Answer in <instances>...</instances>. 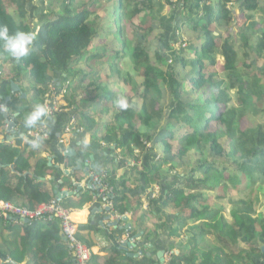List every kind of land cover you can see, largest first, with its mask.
Segmentation results:
<instances>
[{
	"label": "trees",
	"instance_id": "16d2710c",
	"mask_svg": "<svg viewBox=\"0 0 264 264\" xmlns=\"http://www.w3.org/2000/svg\"><path fill=\"white\" fill-rule=\"evenodd\" d=\"M38 1L41 5L36 4ZM55 1L9 0L8 5L0 0V27L7 26L10 32L31 31L37 37L31 54L19 62L8 56L0 42V71L11 75L0 82L2 102L8 110L25 119L35 105H43L55 77L73 82L77 79L88 98L78 104L73 94L70 106L73 115L78 117L76 132L90 134L91 149L98 151L106 147L111 154L120 149L135 161L139 159L135 155L137 150L151 156L137 182L140 194L135 201L143 208L142 201L150 198L152 186H160L163 211L169 216L176 215L172 233L185 232L190 245L189 250L174 254L171 264H264L261 195L264 124L241 129V122L248 115L264 116V86L260 85L258 75L250 73V81L242 70V67L251 68L246 61L250 54L264 63V0H180L182 13L175 30L180 31L182 37H188L185 48L182 45L176 48L168 37L172 15L169 12L175 6L174 0H115L117 4L110 7V18L106 19L107 28L114 30H105L103 18L89 19L94 14L89 10L78 12L77 0H61L64 14L57 15L52 9ZM232 4L238 6L246 23L236 35L230 34L224 39L222 31L230 30L233 24L238 27ZM166 6L170 11L166 12ZM149 16L150 21H160L159 29L147 24L148 19L144 22ZM37 18L41 24L34 26ZM216 29L222 31L216 33ZM101 39L106 42L94 54L90 49ZM109 50L110 56L107 55ZM217 55L224 58L228 87L223 80H215L212 74L205 73V62L214 66ZM103 57L107 60L102 66L109 70L106 80H101L100 71L93 70L94 80L85 85L91 71L79 73L77 67L92 59L101 61ZM127 62L131 71L121 67ZM24 75L30 76L31 81L21 83V96H9L12 82L22 81ZM186 83L189 89L185 88ZM27 85L32 86L31 89ZM232 89L237 90L236 105L232 104L229 93ZM8 96L10 101L6 102ZM118 96L126 97L127 109L115 106L113 101ZM108 102L113 103L112 107L103 110L102 104ZM93 107L100 111V121L89 114ZM111 110L115 112L112 118L106 116ZM7 121L0 112V133ZM172 140L180 141L177 152H173ZM148 144L152 145L150 149ZM159 145L162 158L157 161ZM46 147L51 151V146L46 144ZM25 151L0 142V201L14 203L16 197L22 203L15 204L35 210L53 201L65 186L76 188L71 177L62 172L59 176L63 183L46 180L55 173L49 159L34 151L37 159L32 162ZM190 153L197 159L193 166L175 164L178 159L184 162ZM226 154L230 165L228 161H218ZM178 169L182 173L174 175L172 184H168L169 176L162 173ZM222 172L228 173L227 178ZM65 178L71 180L66 183ZM74 179L81 181L77 173ZM241 179L258 192L249 201L232 200V219H229L222 204L209 203V191L224 184L227 192V183L237 188L242 184ZM106 183L113 189L115 210L126 216L130 210L126 203L131 200L118 194L114 175L107 173ZM96 193L97 190L89 188L77 200L67 196L63 206L82 210ZM166 225L165 221L156 227L159 234ZM92 228L86 226L83 230L89 232ZM37 230L32 237L33 245L28 248L35 249L49 264H74L73 260L68 261L69 251L58 220L45 230ZM136 232L129 231L130 237ZM78 238L84 243V236ZM110 253L103 258L104 264H155L147 254L140 259L130 258L119 246H111ZM100 259L92 255L90 264H100Z\"/></svg>",
	"mask_w": 264,
	"mask_h": 264
},
{
	"label": "crops",
	"instance_id": "0c3cea01",
	"mask_svg": "<svg viewBox=\"0 0 264 264\" xmlns=\"http://www.w3.org/2000/svg\"><path fill=\"white\" fill-rule=\"evenodd\" d=\"M2 73L3 78L11 76L7 71ZM65 76L66 75L63 77ZM3 78L0 79V82ZM58 79L61 78L55 77L54 81L57 82ZM63 80L69 82L72 86V80ZM15 83L20 86L21 83H23V80L21 81V79H18L15 81ZM31 87L32 86H30L29 89H31ZM80 87V85L77 88H75V86L72 88L70 87L71 95L75 94L76 89H80ZM9 93V96H21V94H19L20 92L12 93V85L11 91ZM0 95L4 97L1 93ZM9 96L8 98H10ZM70 97L65 99V109L62 113L50 120L45 117L43 118L42 123L32 127L36 128L41 124L48 123L51 133V141L48 140L40 144L39 147H30L27 144L25 135L26 132L31 128L24 127V122L21 123L24 121V117L20 118L19 113H11L9 111V118H14V122L16 124L15 134L11 135L8 133L5 126L0 133V142L6 143L15 148L26 149V155L30 156L32 162L37 159V157L34 155V151H36V155L47 157L49 159V165L54 167L55 173L52 176H48L46 180L55 182L57 184H61V181L63 183L62 178L60 179L61 175L59 176L60 172L64 173L66 170L75 168L77 166L78 159L80 158L84 159L85 164L89 163L90 166H95L92 174L105 172L108 173V175H114L116 182L115 187L118 191V194L131 200V202L126 203V206L130 208L126 215L128 217V221H121L119 226L123 227L129 224L132 227V231H137L136 233L141 236L140 244H144V255L149 253L151 260L155 264L160 263V260L157 257V253L159 252L165 253L164 264H171L174 254H179L183 249H190L188 237L185 232H181L179 234L172 233L171 231V225L176 215L171 214L169 216L163 211L164 209L162 208L161 202L162 199L160 198L161 194H159L158 197L154 196V185L149 191L151 192L150 198H144L142 201L143 208L140 209L135 201L140 194L136 188L137 182L139 180L140 174L144 171V166L147 162V159L149 160L151 156L149 157V155L146 156V154L142 153L141 157L135 161L120 149L118 151L115 150L113 154H111L106 147H102L98 151H94L89 146L91 141L90 134H77L76 131L72 134L71 138L68 139L67 143L65 140L64 146L60 145L59 140L64 137V127L67 123V120L71 115H73L70 106ZM17 119L19 120L17 121ZM46 144L51 146V151L46 150ZM68 148L75 151L76 155L72 156L71 158L64 157V152ZM77 175L81 177V181H75L77 183H84L86 178L84 177L83 171L77 172ZM162 176H169L166 182L168 184H172L174 175L162 173ZM73 177H75V174ZM71 179L73 178L71 177ZM72 183L74 182L72 181ZM82 185L84 186V184ZM75 190L76 188L72 189L70 186H65L60 192H72ZM86 190H88V188H85L83 191L85 192ZM82 195L81 192H79L72 197L74 200H77ZM13 199L15 200L14 203H22L21 201L19 202L16 197ZM104 208V203H98V201H94L93 199V201L87 204L82 210L70 209L73 212L74 221L78 223L79 230H82L80 235L84 236V244L88 247L91 245L93 255H97L101 258L100 264L104 262L103 258L106 259V257L111 254V246L118 247L120 245L118 237H120L122 233L119 229H115L113 227L110 228L108 226L103 228L100 225V223L105 221L106 217L109 215V213H105V211H103ZM165 221L167 222L166 228L162 230L161 234H159L160 232L158 233L156 227L161 226ZM104 223L108 225L110 222L105 221ZM50 226L51 223L46 222H38L35 225H21L15 223L10 217L7 219H0V264H49L48 260L42 257L41 254H39L35 249H30L28 247L33 245L32 237L37 233V229L45 230ZM86 226H92L93 228L91 231L87 232L83 230V228ZM125 234L126 233H124V235ZM139 247L140 246H138L137 249H139ZM135 251L137 250H131L128 252L125 251L126 256L130 258H136L134 256H129L130 254H134ZM72 260L73 259L69 254L68 261Z\"/></svg>",
	"mask_w": 264,
	"mask_h": 264
},
{
	"label": "rangeland",
	"instance_id": "374dc122",
	"mask_svg": "<svg viewBox=\"0 0 264 264\" xmlns=\"http://www.w3.org/2000/svg\"><path fill=\"white\" fill-rule=\"evenodd\" d=\"M6 4L9 3V0H5ZM60 2L61 0H56L55 1V4L52 7L48 8V10L51 8L55 11V13L57 15H63V8L62 6L60 5ZM77 3H80V4H77L76 5V9L78 12H81L83 10H89L91 13H94L93 15H90L89 16V19H94L95 17H100V18H103V21L107 18H110L109 17V14H110V7H114L117 3L112 0H77ZM174 3V7L172 6V10L171 13L172 15L169 17V25H168V29H167V32H168V37H169V40H171L172 42H174V46L176 48H179L181 45L183 48H185L187 46V43H186V40L188 37L184 36L182 37L180 34V31H176L175 30V23L179 20V18L181 17V13H182V8H181V4H180V0H174L173 1ZM36 4H40L41 5V2L38 1L36 2ZM9 5V4H8ZM209 5V4H207ZM231 8H234L236 10V22L238 24V27L233 24L232 26L229 27L230 30H220V29H216V33L217 32H221L222 31V37L224 39H226L230 34L232 35H236V33L238 32V29L242 27V25L245 22V19L243 17L242 14H240V12H238V6L237 5H230ZM49 10V11H50ZM165 10L166 12L170 11V7L166 6L165 7ZM164 12V13H166ZM37 13H40V11H38ZM258 16H261L262 17V14H257V17ZM147 21V24H151L152 26H154L155 29H159L160 28V21H156V20H153V21H150V16L148 18H146L144 20V22ZM143 22V23H144ZM34 26H39L41 23L39 22V18H37V20H35L34 22ZM108 24L109 22H105L103 23L104 27H105V30H114L115 28H107L108 27ZM126 25H127V32L128 34L131 36V29L129 27V23L126 22ZM213 31L215 30V27L212 26L211 28ZM228 31H231V32H228ZM233 31V32H232ZM109 41V40H108ZM106 42V39H101V40H96L94 42V45L93 47L90 49L92 51H94L93 53L96 54V50L100 47H102L103 43ZM177 42V43H176ZM184 42V43H183ZM239 47H237L238 49ZM107 55H112V52L111 50H109L107 52ZM251 56L249 57L247 61V65H251V68H247V67H242V70H243V73L245 74V77H247V79H249L250 81L252 80V78H248L249 74L252 73V74H255V75H258V77L260 78V85L261 86H264V63H263V60L262 59H257L254 55L250 54ZM106 57V56H105ZM103 57L101 61H98L96 59H92L90 61H88L87 63L85 64H81L77 67L76 71L79 70V73H82V72H85L86 73V70H90V74L87 76V79L84 81V84H88L89 82H91L92 80H94V76H93V70H97V71H100V78L102 81H105L106 80V76H107V73H108V67L106 66H102V63L104 61L107 60V58ZM169 59V63H170V58H167ZM124 62V61H123ZM206 63V66H207V69L205 71V73H207V75H210L212 74L214 76V79L215 80H220V81H224L225 82V86H229L228 84V78H227V73L225 72L224 70V58L220 55H217V61L215 63L214 66H211L208 64V62H205ZM121 67L125 70H128V71H131L132 68L131 66L129 65V63H125V64H121ZM164 69H166L165 67H163ZM88 72V73H89ZM31 79H30V76H27V75H24L23 76V83L26 84L28 82H30ZM55 82V81H54ZM58 82H61V83H58ZM65 82V80L63 79H58L57 82H55L56 84H63ZM78 80L76 79L75 82L72 83V86L70 85V87L72 88L73 86H75V88L78 87ZM68 87L67 91H68V94L66 96V98H69L70 95H71V88H69V85L67 84L66 85ZM27 88H30V86L27 85ZM185 88L186 89H189V85L188 83L185 84ZM237 90L235 89H232L230 90V95H231V98H232V104L233 105H236L237 104V101H236V93ZM123 97V96H122ZM75 98H76V102L79 104L80 101H82L83 99H87L88 98V95L86 93L85 90H82V89H76V92H75ZM126 99V97H123ZM64 101H66L65 99L63 100V103ZM102 104V108L103 110H107V109H110V107H112L113 103L112 102H108L107 104ZM97 108V107H95ZM94 107L93 109L89 110V108H87L89 110V114L91 116H93V118L96 120V121H100L101 119V114L99 113L100 111L99 110H96ZM65 109V108H64ZM67 109V108H66ZM86 109V110H87ZM119 109V108H118ZM98 111V112H96ZM114 111H108L106 116L112 118L113 115H114ZM77 120H78V117H77ZM258 124H264V116H262L261 114H258L257 116H252V115H248L244 120H242L241 122V129L242 130H245V129H248V128H251V127H255L257 126ZM171 145L173 146V152H177L178 150V147L180 146V141H177V140H172L170 141ZM147 147L150 149L152 147L151 144H148ZM160 145L158 146V149L159 150H156L158 151V155L156 156V160H161L162 158V148L160 147ZM119 149H117L116 151H118ZM161 150V151H160ZM135 155L136 157L140 158L141 155H142V152L140 151H135ZM194 154L190 153L187 157H185L184 159V162H182L183 160L181 159H178L177 162H175V164H180L182 163L183 165L187 166V165H191L193 166L195 163H196V158L195 156H193ZM229 155L226 154V156H222L220 157L221 159H218V161H221L223 163H225L226 161H228L227 164H231V161H230V158L228 157ZM217 159V158H216ZM135 163V162H134ZM190 168V167H189ZM166 171V170H165ZM167 172V171H166ZM168 174H171V175H176V174H181L182 173V170L181 169H178V171H172L171 173L170 172H167ZM223 173V174H222ZM221 174L224 175L226 178L228 176V173H224L222 172ZM69 180H71L70 178H65V182L67 183ZM242 181V184L239 185L237 188H234L231 184V182L227 183L228 185V191L225 192L223 187H224V184H221L218 188L216 189H212L209 191V197H210V200H209V203H219V204H222L225 208V213H226V216L229 217V219H232V205H231V201H236V200H242V201H249L252 199L253 195L258 192V190L256 189V187L254 188V186H247V183L244 179H241ZM157 185V184H155ZM160 194H161V191H160ZM261 195H262V199H263V203H264V188L263 190H261ZM258 230L260 231V227L258 225ZM80 231V233H79ZM78 231V237L79 236H82L80 235L81 234V229ZM208 238V237H207ZM214 241V240H213ZM213 241H210V243H214Z\"/></svg>",
	"mask_w": 264,
	"mask_h": 264
},
{
	"label": "built area",
	"instance_id": "2783aa9c",
	"mask_svg": "<svg viewBox=\"0 0 264 264\" xmlns=\"http://www.w3.org/2000/svg\"><path fill=\"white\" fill-rule=\"evenodd\" d=\"M3 78V73L0 71V79ZM64 84H56L52 82L49 85V91L45 96L43 105L48 109L47 119H52L53 117L59 115L64 111L66 96L68 94V87ZM0 112L3 114H9L7 106L0 100ZM10 121L6 123V129L8 131ZM77 127V117L71 115L64 127V137L59 140L60 145H65V138L76 131ZM25 138L27 139V144L32 147V141H37L40 144L51 139L50 128L48 123L41 124L39 127L31 128L26 132ZM87 164V163H86ZM89 165V163H88ZM93 178L91 183L95 185L97 190L96 200H101L104 203L105 208L110 209L111 214H115V217L121 218L117 211L115 210L113 202V189L110 188L107 183V173L99 172L93 173ZM82 185L83 189L80 191H75L74 195L81 192V195L85 193L83 190L87 188L86 182ZM161 188L159 185H154L153 193L155 197L160 194ZM59 195V194H58ZM67 196H57L53 201L48 203H43L35 210H29L21 205H17L10 201H0V219L12 218L15 223L26 225H31L34 222H46L53 223L54 220H58L61 227V232L68 247L69 254L71 255L74 264H90L92 260V249L85 245L78 238L79 226L73 219V212L63 206V202Z\"/></svg>",
	"mask_w": 264,
	"mask_h": 264
},
{
	"label": "water",
	"instance_id": "95a60500",
	"mask_svg": "<svg viewBox=\"0 0 264 264\" xmlns=\"http://www.w3.org/2000/svg\"><path fill=\"white\" fill-rule=\"evenodd\" d=\"M12 93H16V92H20V87L15 83V82H12ZM22 97L25 98L26 97V94H22ZM0 100H3V97L0 95ZM10 101V98H7L6 99V102ZM4 117L5 119L9 120L10 123H9V127H8V133H10L11 135H14L15 134V127H16V124L14 122V118H9V114H4ZM71 138V135H69L68 137L65 138L66 140V143L68 142V139ZM75 151H73L72 149L68 148L66 149V151L64 152V157L66 158H71L72 156H75ZM95 166H90L88 164H85L84 163V159L83 158H80L78 159V163H77V166L71 170H66L64 171V174L66 176H69V177H72V181L74 182L73 184L76 186V189L77 191H80L83 189L82 187V184L83 183H77L73 177V175L79 171H83L84 173V177L86 178L85 182L87 183L86 186L87 188L89 189H95V185L91 183L92 181V178H93V175H92V171L94 170ZM62 183V181H61ZM88 190H86V193H87ZM75 194V192H68V191H63L61 193H59L58 196H73ZM96 196H97V193L96 195L94 196V201H98V203H101V200H96ZM103 211H105V213H109V215L106 217L105 221H109L110 223H108V225H106L103 221L100 223V225L103 227V228H106V226L108 227H113L115 229H119L121 230V236L118 237L119 241H120V245H119V248L123 251H131V250H137L135 251L134 254H130L129 256L131 257H136V258H140L141 256L144 255L145 251H144V244H140V241H141V236H139L138 234H136L135 236L133 237H130V234H129V231L132 230V227L131 225H125L123 227L119 226V224L121 223V221L123 222H127L128 221V217L127 216H122L121 218L119 217H115V214H111L110 213V209L109 208H104ZM124 233H126L124 235ZM124 235V237H123ZM126 236V237H125ZM139 247V249H137ZM263 250H264V247H263ZM149 256V253L147 254ZM157 257L159 258L160 260V263L159 264H164L165 263V253L164 252H159L157 253Z\"/></svg>",
	"mask_w": 264,
	"mask_h": 264
},
{
	"label": "clouds",
	"instance_id": "9594fccd",
	"mask_svg": "<svg viewBox=\"0 0 264 264\" xmlns=\"http://www.w3.org/2000/svg\"><path fill=\"white\" fill-rule=\"evenodd\" d=\"M36 39V34L31 31L10 32L7 26L0 27V42H3L4 49L8 53V56L14 61L19 62L28 57L33 51ZM113 103L121 110H125L129 107L127 100L123 97H116ZM47 115L48 109L45 105H35L33 110L25 117L24 127L32 128L37 126L43 122V118ZM31 143L33 147H39L37 141H32Z\"/></svg>",
	"mask_w": 264,
	"mask_h": 264
}]
</instances>
